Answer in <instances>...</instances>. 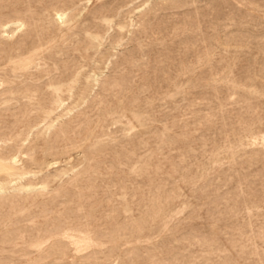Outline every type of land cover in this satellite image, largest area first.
<instances>
[{
	"label": "rangeland",
	"instance_id": "rangeland-1",
	"mask_svg": "<svg viewBox=\"0 0 264 264\" xmlns=\"http://www.w3.org/2000/svg\"><path fill=\"white\" fill-rule=\"evenodd\" d=\"M0 264H264V0H0Z\"/></svg>",
	"mask_w": 264,
	"mask_h": 264
},
{
	"label": "bare ground",
	"instance_id": "bare-ground-1",
	"mask_svg": "<svg viewBox=\"0 0 264 264\" xmlns=\"http://www.w3.org/2000/svg\"><path fill=\"white\" fill-rule=\"evenodd\" d=\"M66 18V15L65 14H59V15H57V19L59 20V21H62L63 22V20ZM22 26V24L20 23V24H17V27H21ZM16 27V28H17ZM13 162H15V161H13Z\"/></svg>",
	"mask_w": 264,
	"mask_h": 264
}]
</instances>
